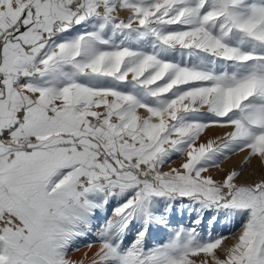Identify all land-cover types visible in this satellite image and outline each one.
I'll list each match as a JSON object with an SVG mask.
<instances>
[{
    "label": "rangeland",
    "instance_id": "rangeland-1",
    "mask_svg": "<svg viewBox=\"0 0 264 264\" xmlns=\"http://www.w3.org/2000/svg\"><path fill=\"white\" fill-rule=\"evenodd\" d=\"M74 4L18 79L45 124L7 155L22 167L1 177L0 264L100 245L101 264H264V164L241 165L264 141V0Z\"/></svg>",
    "mask_w": 264,
    "mask_h": 264
},
{
    "label": "crops",
    "instance_id": "crops-1",
    "mask_svg": "<svg viewBox=\"0 0 264 264\" xmlns=\"http://www.w3.org/2000/svg\"><path fill=\"white\" fill-rule=\"evenodd\" d=\"M9 6L0 11V135L9 139L0 142L7 162L0 168V195L5 193L1 177L16 176L22 167L21 157L10 159V148L19 152L22 140L33 138L35 128L42 122L40 113L29 102V93L17 86L24 67L29 63L31 52L42 39L39 30L50 31L49 20L67 22L74 18V0H7ZM17 149V150H16ZM7 151V152H6ZM17 165V166H16ZM7 189V188H6Z\"/></svg>",
    "mask_w": 264,
    "mask_h": 264
},
{
    "label": "bare ground",
    "instance_id": "bare-ground-1",
    "mask_svg": "<svg viewBox=\"0 0 264 264\" xmlns=\"http://www.w3.org/2000/svg\"><path fill=\"white\" fill-rule=\"evenodd\" d=\"M251 11H252V9H250ZM251 13V12H250ZM146 19V18H145ZM63 34H61V36H62ZM86 35V34H85ZM79 37V36H78ZM77 37V38H78ZM193 40V39H192ZM76 41H77V39H76ZM85 41H86V38H85V36H83V35H81L79 38H78V43H79V51L82 53V54H86V52L85 51H87L88 50V48L87 47H85L84 46V43H85ZM75 42V41H74ZM71 43H73V42H71ZM76 43V42H75ZM69 45V44H68ZM70 46V45H69ZM71 46H73V45H71ZM78 45L76 44V47H77ZM87 46V45H86ZM64 47V46H63ZM70 47H65L63 50H66V49H69ZM78 49V48H77ZM73 51V50H72ZM75 51H77L76 49H75ZM72 53V52H71ZM73 54V53H72ZM71 54V55H72ZM63 64H67L68 62H66V61H63L62 62ZM70 64V63H69ZM100 65V64H99ZM119 69V68H118ZM105 70H103L102 68H91L90 69V72H89V74H92L93 72H98V73H103ZM105 74V73H104ZM115 74V73H114ZM63 77V76H62ZM65 80V79H64ZM264 83V82H263ZM109 86H111V84L109 85ZM251 88V87H250ZM254 89V88H253ZM252 88L250 89V90H253ZM108 91V90H107ZM255 93H260L263 97H264V85L262 86V87H256V91H255ZM90 94H98L99 95V97L101 98V99H104V100H112L113 99V95H114V93H111V92H93V93H90ZM113 94V95H112ZM249 94V93H248ZM243 95V94H242ZM245 95H247V94H245ZM93 96H95V95H93ZM116 102V101H115ZM229 111V110H228ZM227 111V112H228ZM229 113H231V112H229ZM232 114V113H231ZM257 116V115H256ZM225 117H226V115H225ZM247 117H249V116H247ZM251 117V116H250ZM247 118L248 120H249V122L250 123H257V124H262L263 122H262V120H260V119H262V118H257V119H259V120H257V121H255V120H253V119H251V118ZM245 118V117H244ZM254 118V117H253ZM247 119H245V121L247 120ZM247 123H248V121H247ZM250 125V124H249ZM232 126V125H231ZM230 126V130L228 129V131H230V133H231V131H233L235 128L234 127H231ZM234 126V125H233ZM253 126V125H252ZM260 127L262 126V125H259ZM236 127V126H235ZM249 127H251V126H249ZM254 127V126H253ZM218 128V127H217ZM234 128V129H233ZM252 128V127H251ZM256 128V127H255ZM257 128H258V126H257ZM219 129H221L220 130V132H217V133H215L216 135L214 136V138H213V142H216V141H219L220 142V140H223L224 138V140H227L226 138H228V136L229 135H231V134H229L228 136H227V129L225 128V130H223V128H220L219 127ZM243 129V128H242ZM258 129H260V128H258ZM263 129V128H262ZM255 130V129H254ZM261 130V129H260ZM243 131V130H242ZM234 132V131H233ZM241 133V132H240ZM255 133V132H254ZM240 135V134H239ZM251 135V134H250ZM255 134H253L252 136H254ZM262 135V133L259 135V136H261ZM235 136V135H234ZM251 137V136H250ZM256 137H258V134H257V136ZM256 137H255V140H256ZM232 138V137H231ZM236 138V137H235ZM229 139V138H228ZM252 139H254V138H252ZM261 140H263V138H260ZM258 140V142L259 143H257V146H256V149H255V153H253V155H252V157L251 158H248L247 159V161H243L242 163H241V165L242 166H245L244 164L246 163V162H250V164L251 163H256V164H259L258 162H262L263 164H264V141H262V143H260V141L261 140ZM232 140H233V138H232ZM254 140V141H255ZM230 141H231V139H230ZM232 143H233V141H232ZM242 143V142H241ZM252 147V146H251ZM250 152V151H249ZM230 157V156H229ZM236 160V159H235ZM232 161H234V159H231V163H232ZM249 165V164H248ZM261 165V164H260ZM190 217V216H189ZM87 247V246H86ZM107 249H106V247L105 246H103V245H100V247H97V248H94L91 252H89V255H88V259L86 258V260H85V262H84V264H101V260L104 258V256L106 255V253H107V251H106ZM71 257H73V256H71Z\"/></svg>",
    "mask_w": 264,
    "mask_h": 264
}]
</instances>
